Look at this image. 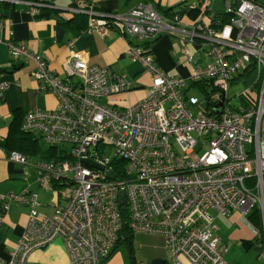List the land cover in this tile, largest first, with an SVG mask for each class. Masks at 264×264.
Segmentation results:
<instances>
[{"label":"built area","instance_id":"1","mask_svg":"<svg viewBox=\"0 0 264 264\" xmlns=\"http://www.w3.org/2000/svg\"><path fill=\"white\" fill-rule=\"evenodd\" d=\"M9 1L25 4L30 14L52 7V0ZM218 2L178 0L183 13H196L188 24L150 2L124 12H103L96 0H77L68 8L86 17L82 32L105 37L114 31L128 38L131 60L151 74L148 93L119 109L101 99L130 88L124 74L90 65L85 54L72 51L69 76L60 79L42 55L6 41L13 60L35 63L33 75L57 100L53 109L26 110L21 130L47 145L67 146L66 158L35 163L39 185L60 199L51 214L37 210L36 192L11 195L31 209L8 264H40L29 261L30 253L57 238L68 264H101L123 222L133 233L163 237L172 264H183L180 257L189 264H228L212 213L246 217L255 207L264 245V3L220 0V10ZM164 34L181 43L188 78L164 73L139 43ZM249 74L251 82L244 83ZM240 80L246 87L235 105L228 89ZM8 86L0 83V96ZM191 87L203 98L189 94ZM108 147L112 157L104 154ZM9 159L26 163L16 151ZM7 209L5 203L0 221Z\"/></svg>","mask_w":264,"mask_h":264},{"label":"crops","instance_id":"2","mask_svg":"<svg viewBox=\"0 0 264 264\" xmlns=\"http://www.w3.org/2000/svg\"><path fill=\"white\" fill-rule=\"evenodd\" d=\"M96 1L98 8L103 12H124L141 2H150L163 15L179 9L178 0ZM76 2L77 0H52V7L39 8L35 14H30L23 3L0 0V83H9L0 96V141L7 136L15 113L23 111L24 115L31 107L53 109L57 103L56 96L45 91L33 75L35 63L26 59L13 60L8 53L6 41L20 43L30 51L42 55L46 59L48 69L60 79L69 76L67 61L72 51L85 54L90 65L109 66L114 72L124 74L130 88L106 97L108 105L114 108L132 105L148 93L152 77L139 62L132 61L128 56L127 49L131 41L114 31L105 37L82 32L86 27V17L81 14L71 15L68 12V8L75 6ZM195 14L184 13L180 15L181 21L188 24L192 22ZM70 41H74L72 48L67 45ZM173 41L169 37L160 36L139 43L144 44L158 67L166 74L184 76L183 67L176 64L181 52ZM26 143L23 148L14 150L26 156V164L9 160L7 155L13 150L0 143V210L5 203L8 204V209L0 221V264H8L17 240L25 229L31 209L29 203L20 202L11 195L24 191L36 192L40 202L37 210L45 214H51L55 205L60 202L50 189L42 187L37 181L39 169L35 163L43 157L28 156L40 150L39 143ZM48 192L51 193L49 199L46 198ZM258 213L250 212L246 217L237 212L227 217L212 213L217 226L215 234L221 238V243L226 248L225 259L228 264H245L248 255L253 253L258 255L260 252L259 256L264 257L262 225ZM135 235H144L141 238L142 243L137 247L141 260H138L137 249L133 244L136 264H172L163 237L144 233ZM121 247L123 246L117 251ZM117 251L101 264H115L114 255ZM28 258L29 261L40 264L69 262L68 252L60 238L43 248L33 250ZM179 259L183 264H189L183 257Z\"/></svg>","mask_w":264,"mask_h":264},{"label":"trees","instance_id":"3","mask_svg":"<svg viewBox=\"0 0 264 264\" xmlns=\"http://www.w3.org/2000/svg\"><path fill=\"white\" fill-rule=\"evenodd\" d=\"M179 9L177 11H173L175 13H178L179 15L184 14L180 10V4L178 3ZM190 14V12L188 13ZM247 77V76H246ZM252 76L249 74L248 78H244V83H249L251 82ZM19 114L16 118V115ZM23 118V111L19 113H15L13 120L10 123L9 131L7 136L0 141V143L5 146H9L10 150H19L23 148L27 143L26 142H31V143H36L38 142V139L42 137L39 135H34L31 133H25L23 132L20 127H21V122ZM37 150L39 149L38 146L36 148ZM46 156L44 155L43 160L50 161L54 160L55 158H66V150L62 146H50L48 145V148L46 149ZM258 208H254L251 212H257L258 213ZM120 213L122 219L126 218V207H121L120 208ZM259 214V213H258ZM259 218V216L257 215ZM261 220V218H260ZM134 234L129 228H128V223L123 222V226L120 230L119 233V238L116 242V244L113 246L112 250L110 251L109 256L105 259L107 260L115 251L120 246H123L128 254H129V264H136L135 257H134V248H133V237ZM261 236H262V230H261ZM262 243H263V236H262ZM104 260V261H105ZM103 261V262H104Z\"/></svg>","mask_w":264,"mask_h":264},{"label":"rangeland","instance_id":"4","mask_svg":"<svg viewBox=\"0 0 264 264\" xmlns=\"http://www.w3.org/2000/svg\"><path fill=\"white\" fill-rule=\"evenodd\" d=\"M261 2L264 3V0H261ZM216 8L222 10V7L220 5V0H219L218 4L216 5ZM161 36H166V37H169L171 40H174L173 44H175V46L179 49V52H181V43H179V40H177V39H175V38H173L171 36L165 35V34L161 35ZM232 36H235V34H233ZM129 60H130V58H129ZM179 60H182V62L179 63L178 62ZM176 64L177 65H181V67H183V69H184V76H181V75H178V76H181L183 78H188V76H189V68L187 67L186 63L183 61L182 53L179 54L178 59L176 60ZM175 75H177V74H175ZM245 87H246L245 84L242 83L241 80L238 81L236 84H233L232 86L229 87L228 96L230 98L232 97V103L233 104H235V105L238 104L240 99H239V97L237 95L239 93H241L242 91H244ZM188 93L191 94V95L197 96L200 99L203 98V93L198 88L191 87L189 89ZM101 102L105 103V104H108L107 102H109V101H108V99L106 97H104V98L101 99ZM38 143H39L40 150L37 151L36 153L28 154V156H30V158L38 157L36 155H40L41 157H44V155L46 156V154H47L46 149L48 148V145L41 138L38 139ZM65 148H67V146H65ZM104 154L106 156L112 157V155H113L112 147H108ZM50 192H48V194H47V197H46L47 199L51 198V193ZM142 237H144V235H135L133 237L134 238L133 239V244H134L136 249L139 246V244L142 243V239H141ZM259 255H260V252L258 253V255L256 253L249 254L248 255L249 257L245 260V264H264V259H262L264 257H262V256L260 257ZM136 256H137L138 260H141L142 257L140 255L138 249L136 251ZM114 258H115L114 259L115 260V264H128L129 254H128L127 250L124 247H121L115 253ZM109 260H111V259H109Z\"/></svg>","mask_w":264,"mask_h":264},{"label":"water","instance_id":"5","mask_svg":"<svg viewBox=\"0 0 264 264\" xmlns=\"http://www.w3.org/2000/svg\"><path fill=\"white\" fill-rule=\"evenodd\" d=\"M83 162L86 163V164L89 163V161H88V160H85V159L83 160ZM108 176H109V177H112L110 174H108ZM123 195H124V192L121 191V192L119 193V196H120L119 204H120V205H123V204L125 203V200H124V198H123Z\"/></svg>","mask_w":264,"mask_h":264},{"label":"bare ground","instance_id":"6","mask_svg":"<svg viewBox=\"0 0 264 264\" xmlns=\"http://www.w3.org/2000/svg\"><path fill=\"white\" fill-rule=\"evenodd\" d=\"M13 151H14V150H13ZM13 151H11V152H13ZM11 152H10V153H11ZM16 152H17V151H16ZM10 153H9V154H10ZM9 154L7 155L8 159H9ZM21 154H22V153H21ZM22 156L24 157V159H25V162L27 163L26 156H25L24 154H22ZM9 160H10V159H9ZM26 163H25V164H26ZM20 164H23V163H20Z\"/></svg>","mask_w":264,"mask_h":264}]
</instances>
